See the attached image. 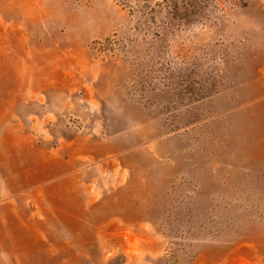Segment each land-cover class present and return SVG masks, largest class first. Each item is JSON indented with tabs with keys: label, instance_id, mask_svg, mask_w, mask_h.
Segmentation results:
<instances>
[{
	"label": "rangeland",
	"instance_id": "1",
	"mask_svg": "<svg viewBox=\"0 0 264 264\" xmlns=\"http://www.w3.org/2000/svg\"><path fill=\"white\" fill-rule=\"evenodd\" d=\"M0 264H264V0H0Z\"/></svg>",
	"mask_w": 264,
	"mask_h": 264
}]
</instances>
